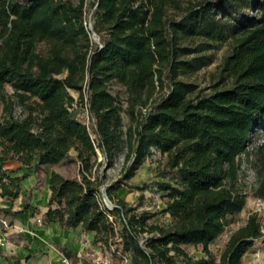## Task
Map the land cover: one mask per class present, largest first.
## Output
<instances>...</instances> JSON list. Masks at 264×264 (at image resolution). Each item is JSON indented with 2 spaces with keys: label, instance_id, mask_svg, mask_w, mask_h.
<instances>
[{
  "label": "trees",
  "instance_id": "16d2710c",
  "mask_svg": "<svg viewBox=\"0 0 264 264\" xmlns=\"http://www.w3.org/2000/svg\"><path fill=\"white\" fill-rule=\"evenodd\" d=\"M89 17L98 42L84 24ZM226 41L221 71L231 86L199 95L183 78ZM110 84L123 88V99ZM0 105V159L35 172L74 153L76 178L49 174L45 223L92 231L103 250L128 253V264H242L262 238L253 212L218 258L208 247L245 204L239 157L264 126V0H0ZM73 106L86 109L89 126L72 116ZM152 149L166 157L160 191L169 225L135 214L114 194ZM119 157L120 178L106 185L100 168ZM24 177L0 165V197L15 200Z\"/></svg>",
  "mask_w": 264,
  "mask_h": 264
},
{
  "label": "rangeland",
  "instance_id": "374dc122",
  "mask_svg": "<svg viewBox=\"0 0 264 264\" xmlns=\"http://www.w3.org/2000/svg\"><path fill=\"white\" fill-rule=\"evenodd\" d=\"M40 46L39 48L42 49V46ZM229 53L230 41L215 44L204 53L211 58L210 63L183 79L195 84L197 87L196 93L199 95L209 94L214 85H218L219 88L231 86V77L221 71L224 60ZM108 88L111 94L118 95L123 99V88L121 86L110 84ZM6 92H11L9 86H6ZM70 94L75 99L77 98L76 93L70 91ZM70 111L73 117L82 122L85 121L87 115L85 108L73 106ZM122 119L123 125L126 126L128 119L124 114L122 115ZM245 150L239 157L240 171L237 182L238 188L246 194L245 204L242 210L230 219L229 225L225 230L208 246L217 258L231 233L245 223L250 213L256 212L260 220L264 219V196L258 195L260 186L264 184V126L254 129L248 139ZM98 159H102L99 153ZM121 162L122 159L119 157L112 168L106 170L103 165L101 166L100 172H104L106 175V185L120 178ZM165 162V155H161L157 150L152 149L151 155L135 171L134 176L119 189L115 190L114 194L129 206L136 207L135 214L140 215L142 212H148L154 215L151 222L155 221L160 224L169 225L171 223L169 215L162 212L165 208V199L163 198L164 193L160 191V185L163 182H168L169 179L160 175L166 164ZM56 169L66 178H76L77 164L74 161V156L71 155L58 165ZM44 172L46 173L47 170L45 169ZM43 180L44 177L42 174H39L37 176L38 184H35L32 188L34 190H46L44 189ZM102 202L106 206L103 195ZM184 248L193 258L204 257L200 247L186 246ZM84 262L89 264L90 261L85 259ZM242 262L243 264H264V235L247 251Z\"/></svg>",
  "mask_w": 264,
  "mask_h": 264
},
{
  "label": "crops",
  "instance_id": "0c3cea01",
  "mask_svg": "<svg viewBox=\"0 0 264 264\" xmlns=\"http://www.w3.org/2000/svg\"><path fill=\"white\" fill-rule=\"evenodd\" d=\"M71 155L74 156V153ZM61 163L43 166L34 172L17 162L0 159V165L4 169L13 171L16 176H25L20 183L19 196L15 200L0 197V209L11 207L12 211L19 212L14 217L0 212V218L11 223L8 229L4 228L5 231L0 229V264H76L65 258L57 247L67 249L83 261L89 252L102 253L103 249L94 242V232L84 231L81 226L66 228L56 222H44L50 196L49 174L52 171L60 173L56 167ZM39 174L44 177L43 185L46 190L32 188L38 184ZM26 204L28 208L23 209ZM124 255L129 260L130 255ZM112 264H121V254H113Z\"/></svg>",
  "mask_w": 264,
  "mask_h": 264
},
{
  "label": "built area",
  "instance_id": "2783aa9c",
  "mask_svg": "<svg viewBox=\"0 0 264 264\" xmlns=\"http://www.w3.org/2000/svg\"><path fill=\"white\" fill-rule=\"evenodd\" d=\"M92 19L90 17L87 19V21L84 23L87 30L91 34V39L94 41L93 36L94 33L92 32ZM87 115L85 118V121L83 122L85 125L89 126L90 125V118H89V113L86 111ZM0 224L3 228H9L8 221L5 220L4 218H0ZM260 232L262 235H264V219L260 220ZM113 254H121L118 250L115 248H111L110 250H103L101 254H95L94 252L92 253H87L86 259H88L90 262L89 264H112V256ZM129 260L126 258L125 255L121 254V264H128ZM77 264H84V263H77ZM243 264V263H242Z\"/></svg>",
  "mask_w": 264,
  "mask_h": 264
},
{
  "label": "water",
  "instance_id": "95a60500",
  "mask_svg": "<svg viewBox=\"0 0 264 264\" xmlns=\"http://www.w3.org/2000/svg\"><path fill=\"white\" fill-rule=\"evenodd\" d=\"M93 39H94L95 42H98V41H99V39H98V37L96 36V34L93 36ZM102 192H103L102 195H103V197L105 198V204H106V206L108 207V209L113 208L114 206L111 204V202L108 200V198H107V196H106L105 189H103Z\"/></svg>",
  "mask_w": 264,
  "mask_h": 264
}]
</instances>
